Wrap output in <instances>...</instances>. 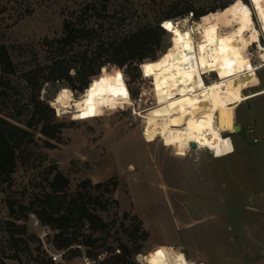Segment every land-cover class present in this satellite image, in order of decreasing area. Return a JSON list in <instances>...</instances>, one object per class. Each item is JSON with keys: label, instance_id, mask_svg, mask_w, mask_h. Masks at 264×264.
<instances>
[{"label": "rangeland", "instance_id": "obj_1", "mask_svg": "<svg viewBox=\"0 0 264 264\" xmlns=\"http://www.w3.org/2000/svg\"><path fill=\"white\" fill-rule=\"evenodd\" d=\"M231 1L107 0V18L101 30H105L104 34L122 38L145 26H157L167 15L174 16L188 6L207 13L219 10ZM247 1L248 8L241 3L226 7L237 21L234 33L242 38L243 45V51L238 52L242 66L237 69V75L231 77L235 83L229 85L238 86L243 95L264 89V44L259 41L262 35L264 43V32L259 26L253 1ZM100 2L0 0V44L7 47L16 67L1 105L9 110L13 106L21 110L20 122H23L30 117L32 104L29 100L35 95L51 110L42 118L43 123L54 124L60 129L57 141L40 135L42 123L29 130L33 139L17 153L11 181L0 183V261L3 264H54L50 263V254H60L61 260L57 264H100L104 261L108 264H144L140 258H150L157 252L167 254L170 248L152 250L153 246L147 240L139 239L138 211L153 219L157 213L167 214L170 204L183 206L187 202L190 205L191 193L198 198H214L217 183L224 184L227 204L232 203L234 194L242 189L255 191L262 187L264 93L217 111L213 119L212 144L202 146L181 136L180 99L191 92V86L179 81L172 69L176 31L173 29V35L171 22L166 23L170 27L160 40L164 57L157 67L150 72L148 69V74L143 76L141 70L137 71L133 66L121 69L126 85L134 93L132 100L112 66L107 67L110 73L91 82L81 94L71 92L66 83L45 82L46 66L53 58L48 44L62 37L64 19L71 12L75 16L83 14L87 5L98 6ZM183 18L188 19L190 26L198 20L188 14ZM237 18L241 19V24ZM97 22L90 20L91 24H100ZM213 24L217 25V22ZM216 32L225 47H233L238 42L229 38L230 29L226 26H217ZM85 46L82 42L69 55L82 52ZM170 70L175 74L178 86L171 78L168 81L154 78L153 73L160 75L163 72L170 77ZM202 75L204 79L208 78L206 83L220 78L212 67L202 71ZM245 78L251 81L244 86ZM234 125L240 127L239 132L232 133ZM45 142L51 144V148ZM189 143H194L197 148L189 147ZM225 144L226 148L218 151ZM55 170L68 178L66 193H78V198L87 203L89 212L105 224L104 228L94 229L85 221L82 228L68 233L67 237L75 236L76 241L68 250L62 251L55 250L51 244L57 232L42 226L30 211L19 208L20 204L28 206L35 196L48 191L45 179L50 180L52 176L48 174ZM87 180L92 185L77 191L78 185ZM106 183L111 192L106 191L105 186L94 188L95 184ZM192 197L193 204H203L204 213L214 209ZM68 201L69 198L65 200ZM8 202L15 203L13 217L9 215ZM46 230L49 231L46 233ZM163 235L156 231L153 240L165 237ZM88 236L94 242L85 246ZM123 248L126 253L122 252ZM73 254L80 260H71ZM173 254L181 261H176ZM183 254L174 250L167 254L169 257L163 254L160 257L166 264H188Z\"/></svg>", "mask_w": 264, "mask_h": 264}, {"label": "trees", "instance_id": "obj_2", "mask_svg": "<svg viewBox=\"0 0 264 264\" xmlns=\"http://www.w3.org/2000/svg\"><path fill=\"white\" fill-rule=\"evenodd\" d=\"M234 1L236 0L223 5L219 10L207 13L196 11L188 6L174 16L167 15L162 20L163 24L145 26L122 38H119L116 34H104L105 30H101L103 29V22L107 18V0H101L98 6L96 4L87 5L83 10V14L75 16V13L71 12L63 21L62 37L49 42L48 45L53 58L49 66H46L45 82L66 83L71 92L77 91L81 94L91 82L110 73L111 71H108L107 67L112 66L116 68L113 71H117L116 73L120 75L132 100L134 93L126 85L121 69L133 66V69L137 71L140 69L143 76L148 69L150 72L153 67H157L163 61L164 52L160 51L159 45L161 37L166 34L165 25L167 22L176 21L192 13L193 17L198 18L196 20L197 23H203L225 14L228 11L226 7H234L241 3L248 8L247 0H241L232 4ZM91 19L98 21L97 23L100 24H91ZM238 21L241 24V19H238ZM171 31L174 35L173 28H171ZM82 42L86 44L84 50L69 55L71 50L77 46L79 47ZM149 65L151 67H147ZM171 71L170 77L165 72L160 73V75L153 73V75L154 78L163 81H168V78H171L173 81ZM15 74L16 67L12 62L9 51L5 45L0 44V183L5 184L11 181V176L16 169L17 153L33 139V135L29 130L37 128L42 123L39 129L40 135L52 141L58 140L57 137L60 130L54 124L43 123L42 118L51 110L47 104L38 100L35 95L31 96L29 100L32 104L30 117L23 122H20V118L23 116L21 110H17L15 106L9 110L1 105V99L4 100L6 98V90L10 84V77ZM26 81H29V78ZM250 81L248 78H245L244 86L249 84ZM169 83L171 84V82ZM45 143L47 147L51 148V144ZM48 176H52L50 180L45 179L48 191L44 192L42 196H35L28 206L20 204L19 208L30 211L42 226L49 227L51 230L57 232L51 241L55 250H68L76 241L75 236L67 237L70 231L82 228L85 221L89 222L90 226L94 227V229L104 228L105 224H102L100 218L89 212L87 203L82 202L78 198L77 192L75 195H68L66 193L69 181L64 174L55 170L48 174ZM108 184H95L94 188L99 189L105 186L106 191L111 192L106 187ZM91 185L89 180L83 181L78 185L77 191ZM67 198H69V201L66 203L65 200ZM7 208L9 215L13 217L15 214V203L8 202ZM140 228L141 234L139 239L145 241L148 238V233L142 228L141 224ZM93 242L91 236H88L84 244L85 246H89ZM122 252L126 253V249L123 248ZM76 257H78L77 254L72 255V259ZM50 263L52 262L50 261ZM0 264L3 263L0 261ZM41 264L49 263L42 262ZM100 264L108 263L104 261Z\"/></svg>", "mask_w": 264, "mask_h": 264}, {"label": "crops", "instance_id": "obj_3", "mask_svg": "<svg viewBox=\"0 0 264 264\" xmlns=\"http://www.w3.org/2000/svg\"><path fill=\"white\" fill-rule=\"evenodd\" d=\"M223 139V138H222ZM224 141V140H223ZM212 144V143H211ZM218 148V151L225 149ZM90 179V178H89ZM263 184L255 191L251 188L234 194L232 203L225 201V187L217 183L214 198L197 197L191 193L190 205H168V213H157L153 219L137 212L142 228L148 233V243L154 250L170 248L167 254L184 252L188 264H259L264 261V176ZM202 195V194H201ZM187 196V195H186ZM212 205L193 204V197ZM202 201V202H203ZM207 211V210H206ZM162 232L165 237L153 240V234ZM170 252V253H169ZM154 254H167L157 252ZM178 262L181 258L173 254ZM71 260H80L74 258Z\"/></svg>", "mask_w": 264, "mask_h": 264}, {"label": "bare ground", "instance_id": "obj_4", "mask_svg": "<svg viewBox=\"0 0 264 264\" xmlns=\"http://www.w3.org/2000/svg\"><path fill=\"white\" fill-rule=\"evenodd\" d=\"M252 1L259 26L264 32V0ZM213 22H217V25ZM188 24V19L185 18L171 22V28L176 31L173 71L179 81L187 82L191 86V92L180 99L179 133L188 140L206 146L214 140L213 119L217 111L247 102L263 94L264 89L243 95L238 86L229 85L230 82L235 83L231 77L236 76L237 69L242 66L238 52L243 51L242 38L234 33L237 21L230 10L214 20L196 23L194 26ZM217 26H226L230 29L229 38L238 42L233 47H225L221 36L216 32ZM234 48H237V51H234ZM209 67H212L220 78L206 83L205 80L208 78L204 79L202 71ZM173 71H171L172 78L178 86ZM233 128L232 133H234ZM140 261L144 264H166L159 254H154L147 259L140 258Z\"/></svg>", "mask_w": 264, "mask_h": 264}, {"label": "built area", "instance_id": "obj_5", "mask_svg": "<svg viewBox=\"0 0 264 264\" xmlns=\"http://www.w3.org/2000/svg\"><path fill=\"white\" fill-rule=\"evenodd\" d=\"M189 15V17L190 18H193V15H192V13H189L188 14ZM163 24V23H162ZM161 24V25H162ZM262 35L260 36V41H261V43L262 44H264L263 42H262ZM255 46H256V44H254ZM47 231H49V230H46V233H47ZM46 236H47V234H45ZM50 261L52 262V263H54V264H57V263H59L60 262V260H61V258H60V254H56V255H53V254H50Z\"/></svg>", "mask_w": 264, "mask_h": 264}, {"label": "water", "instance_id": "obj_6", "mask_svg": "<svg viewBox=\"0 0 264 264\" xmlns=\"http://www.w3.org/2000/svg\"><path fill=\"white\" fill-rule=\"evenodd\" d=\"M233 130H234V133H237V132L240 131V127L238 125H235L234 128H233ZM190 147L191 148H195L196 146H195V144L191 143L190 144Z\"/></svg>", "mask_w": 264, "mask_h": 264}, {"label": "snow or ice", "instance_id": "obj_7", "mask_svg": "<svg viewBox=\"0 0 264 264\" xmlns=\"http://www.w3.org/2000/svg\"><path fill=\"white\" fill-rule=\"evenodd\" d=\"M165 27H166V28H169L170 25H167V24H166ZM185 48H187V45H185ZM147 67H151V65H149V66H147ZM145 74L147 75L148 73L146 72Z\"/></svg>", "mask_w": 264, "mask_h": 264}]
</instances>
